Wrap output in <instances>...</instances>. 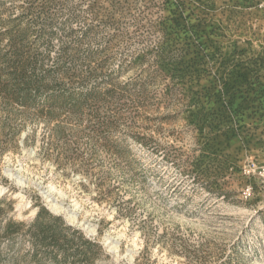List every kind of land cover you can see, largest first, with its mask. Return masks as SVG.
<instances>
[{
  "label": "rangeland",
  "instance_id": "obj_1",
  "mask_svg": "<svg viewBox=\"0 0 264 264\" xmlns=\"http://www.w3.org/2000/svg\"><path fill=\"white\" fill-rule=\"evenodd\" d=\"M0 186V264H264V0H0Z\"/></svg>",
  "mask_w": 264,
  "mask_h": 264
},
{
  "label": "bare ground",
  "instance_id": "obj_2",
  "mask_svg": "<svg viewBox=\"0 0 264 264\" xmlns=\"http://www.w3.org/2000/svg\"><path fill=\"white\" fill-rule=\"evenodd\" d=\"M8 172V175H10V177H13L14 176V174H12L11 173V171H7ZM19 183H20V180L18 181ZM6 194V190L2 187V186H0V198L3 196V195H5ZM19 197H20V195H19ZM49 203H50V207H51V209L54 211V212H57V213H61V212H63V210H64V207L63 206H61L58 202H54V201H49ZM24 205H23V199L21 200V201H19V203H18V208L20 209H22V207H23ZM27 206V205H26ZM32 215H35V211H32V212H30ZM66 217L69 219V221H71V222H74V221H76V215L73 213H71V214H66ZM85 226V225H84ZM90 229V233H95V229L94 228H91L90 226H88L87 227V230H89ZM113 244V243H112ZM112 244H110L109 243V245H112ZM111 249H117V244H115V245H113V247L111 248Z\"/></svg>",
  "mask_w": 264,
  "mask_h": 264
}]
</instances>
